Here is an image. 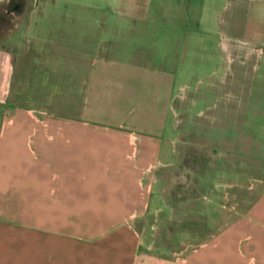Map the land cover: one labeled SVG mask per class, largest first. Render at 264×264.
<instances>
[{"label":"rangeland","instance_id":"rangeland-1","mask_svg":"<svg viewBox=\"0 0 264 264\" xmlns=\"http://www.w3.org/2000/svg\"><path fill=\"white\" fill-rule=\"evenodd\" d=\"M0 47L14 64L10 97L43 107L44 117L78 112L93 56L142 53L170 68L171 141L154 170L148 211L135 222L142 247L194 248L264 184L262 114L255 120L252 108L244 120L261 141L234 140L246 113L242 87L261 92L254 97L264 113V0H7ZM230 114L233 125L215 124V115Z\"/></svg>","mask_w":264,"mask_h":264},{"label":"crops","instance_id":"crops-1","mask_svg":"<svg viewBox=\"0 0 264 264\" xmlns=\"http://www.w3.org/2000/svg\"><path fill=\"white\" fill-rule=\"evenodd\" d=\"M149 59L91 57L78 112L54 118L10 97L14 64L0 47V264H264L262 181L240 214L194 248L142 247L135 222L171 141V70ZM240 93L246 113L234 140L259 142L244 120L252 108L264 117L261 92ZM213 107L217 114L218 97ZM233 116L213 119L229 126Z\"/></svg>","mask_w":264,"mask_h":264}]
</instances>
